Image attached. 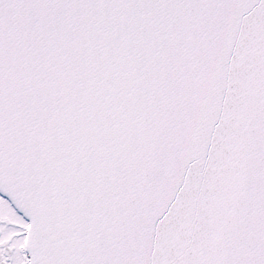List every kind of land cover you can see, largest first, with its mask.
Segmentation results:
<instances>
[{
	"label": "snow or ice",
	"instance_id": "6c2138e0",
	"mask_svg": "<svg viewBox=\"0 0 264 264\" xmlns=\"http://www.w3.org/2000/svg\"><path fill=\"white\" fill-rule=\"evenodd\" d=\"M0 264H264V0H0Z\"/></svg>",
	"mask_w": 264,
	"mask_h": 264
}]
</instances>
